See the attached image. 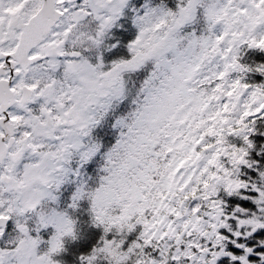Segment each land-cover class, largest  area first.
Wrapping results in <instances>:
<instances>
[{"label": "snow or ice", "instance_id": "1", "mask_svg": "<svg viewBox=\"0 0 264 264\" xmlns=\"http://www.w3.org/2000/svg\"><path fill=\"white\" fill-rule=\"evenodd\" d=\"M0 264H264V0H0Z\"/></svg>", "mask_w": 264, "mask_h": 264}]
</instances>
